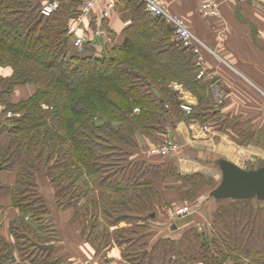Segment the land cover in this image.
Returning <instances> with one entry per match:
<instances>
[{
    "label": "trees",
    "instance_id": "1",
    "mask_svg": "<svg viewBox=\"0 0 264 264\" xmlns=\"http://www.w3.org/2000/svg\"><path fill=\"white\" fill-rule=\"evenodd\" d=\"M57 1L46 17L47 0H0V115H20L0 130V174L16 175L12 185L0 179V198L9 196L20 212L10 223L14 241L0 237V264L17 258L67 264L57 257L62 235L55 214L71 211L74 221L83 220L81 236L96 256L117 245L129 264H264V202L215 200L210 193L219 183L181 174L173 160H165L175 153L140 154V136L155 149L168 128L182 122L211 125L242 146L264 147V135L223 115L213 82L205 80L207 73L198 77L194 47L178 41L168 21L151 17L143 1L122 0L103 20L107 31L114 12L130 23L125 40L105 53H92L90 45L79 52L68 35L69 20L85 0ZM98 21L92 17L90 29ZM172 83L197 99L190 113ZM24 85L35 92L14 101ZM207 186L212 226L198 232L195 215L188 216L170 225L184 229L179 238L152 244L151 223L161 210L178 200L189 203ZM47 244L55 249L44 250Z\"/></svg>",
    "mask_w": 264,
    "mask_h": 264
},
{
    "label": "crops",
    "instance_id": "2",
    "mask_svg": "<svg viewBox=\"0 0 264 264\" xmlns=\"http://www.w3.org/2000/svg\"><path fill=\"white\" fill-rule=\"evenodd\" d=\"M161 1L169 14L186 21L194 36L193 47L198 55L199 66L204 73H207L205 80L213 82L210 90L214 102L223 115L238 121L244 130L263 136L264 0H214L219 5L221 17L205 16L202 13L201 0ZM91 17L100 19L101 10L93 11ZM129 24L121 19L119 12H114L108 25L106 37L101 38L98 45H92L91 52L103 51L105 53L107 48L121 44L125 40L124 30ZM2 73L7 75L10 71L4 70ZM29 88L30 85L18 87L13 95V100L19 101L30 97L35 92V87L32 92L29 91ZM175 92L177 98L179 97L183 103L197 106L198 101L191 94L182 96L179 90H175ZM206 126L190 122L189 124L177 123L171 128V134L182 147L181 151H175L174 155L165 158V160H173L181 174L199 173L211 178L214 183H220L221 172L218 166L212 164L215 160L225 158L247 170H253L252 166L264 162V147H257L253 144L239 145L231 139L230 135L218 131L214 127L209 132H204L203 128ZM190 137L195 140L191 139L188 142L187 139L189 140ZM143 154L146 155L145 152ZM15 177V172L12 171L0 174V179L10 185L14 184ZM46 192L51 196L52 193L47 188ZM198 201L199 205L196 207L195 214L188 216L195 215L194 219L198 221V219L201 220V216L209 215L206 216L209 219L213 204H210L208 198ZM203 201L205 204L202 203ZM209 208L210 212H207ZM19 215L20 212L12 207L9 196L0 198V237L5 238L8 242L14 241L10 234V223ZM188 216L181 219L188 218ZM55 217L58 219V228L62 235L61 241L56 246L57 257L64 258L67 264H129L123 260L119 249H112L107 258L95 260L94 255L91 256L89 253H87V257H84V254L81 255L78 249L83 251L86 247L91 250L90 244L87 242L81 244L82 242L77 237L70 238L69 232L73 226L67 222L69 213L59 212L55 214ZM152 228V232L156 231V235L152 234V244L157 241L156 237L159 236L157 234L168 232L165 226L158 222L152 223ZM169 231H172L171 228ZM173 232L176 233L175 238H179L182 234L181 228ZM63 239L64 241H62ZM65 240L68 241L64 245ZM72 244L77 247L76 255L73 253ZM14 264L24 263L17 258Z\"/></svg>",
    "mask_w": 264,
    "mask_h": 264
},
{
    "label": "built area",
    "instance_id": "3",
    "mask_svg": "<svg viewBox=\"0 0 264 264\" xmlns=\"http://www.w3.org/2000/svg\"><path fill=\"white\" fill-rule=\"evenodd\" d=\"M122 0H85L76 16L71 18L68 23V35L71 36L72 43L76 49L83 52L86 45L94 44V42L99 41L101 38H105L107 30L103 27V20L110 17L111 13L116 9L118 2ZM143 1L145 5L146 12L151 17L163 18L170 23L175 29L176 39L183 43L184 46H193L194 36L190 32L187 23L184 19L171 15L167 12L165 5L161 0H140ZM57 0H47L44 5L42 13L49 16L52 14L59 6ZM202 10L205 16L208 17H221V12L218 3L214 0H201ZM100 9L101 17L92 30L89 27V22L91 21V16L93 11ZM204 72L201 70L198 77L204 76ZM181 107L186 112L190 113L192 111V106L183 103ZM20 117L19 114L8 112L4 117L0 116V127L3 126L2 120H10L12 118ZM213 127L206 126L205 130H212ZM178 150L177 143L172 139L168 138L162 150L153 151V153H169ZM192 211L189 208L178 209L171 213L173 222L181 219L185 216L191 215ZM211 225V224H210Z\"/></svg>",
    "mask_w": 264,
    "mask_h": 264
},
{
    "label": "rangeland",
    "instance_id": "4",
    "mask_svg": "<svg viewBox=\"0 0 264 264\" xmlns=\"http://www.w3.org/2000/svg\"><path fill=\"white\" fill-rule=\"evenodd\" d=\"M71 42H72V39H71ZM94 44L95 45H98V41H96V42H94ZM93 44V45H94ZM90 45V47H93L92 46V44H89ZM87 46V45H86ZM73 49H74V52H78L74 47H73ZM79 52H81V51H79ZM24 86H27V85H24ZM23 87V86H22ZM170 87H171V89H173L174 91L175 90H179L180 91V93H182L181 95L182 96H189V94H191L188 90H186L182 85H180V84H178V83H172L171 85H170ZM30 90V92H32V91H34V87L32 86V85H30V88H29ZM30 92H28V93H30ZM191 96H192V94H191ZM194 97V96H193ZM195 98V97H194ZM178 99H179V97H178ZM217 105V104H216ZM217 107H218V105H217ZM182 108V107H181ZM139 111V109H135V112H138ZM186 112V111H185ZM187 114H188V112H186ZM2 123H3V126H6L7 124H9V120L7 119V120H2ZM190 122H182V123H180V124H189ZM2 126V127H3ZM201 126V125H200ZM2 127H0V130H2L3 128ZM187 127V126H186ZM171 128H168V130H167V136L166 137H162L163 139H164V143H163V145L162 146H158V145H156V148L155 149H152V147L150 148H148V145H147V142H146V140L142 137V136H140V154L142 155L144 152L146 153V155H148V156H150V157H154V158H160V157H162L163 155H168V154H171V153H174V152H169V153H153V151H157V150H162V148H163V146H164V144H165V141L168 139V138H172L176 143H177V145H178V150H180V148L182 147L181 146V144L178 142V141H176L175 140V137L171 134ZM203 131L205 132V131H207V130H205V128H203ZM209 132V131H208ZM191 139L192 140H195V139H193V138H189V140L187 139V141L188 142H190L191 141ZM206 149H208V147H205ZM204 148V149H205ZM177 151V150H176ZM256 158H259V157H256ZM215 160V159H214ZM212 164L213 165H216V166H218L217 165V160H215V162L213 163L212 162ZM159 189L161 190V191H163V192H165L166 191V189H163V187H159ZM212 188L210 187V186H207V187H204V189L202 190L203 192V194H201L200 196H198L197 198H195L194 200H191L189 203H182V201L180 202L179 200H178V202L176 203V204H174V206L173 207H167V208H165V210L162 212V210H161V213H159L158 214V216H157V218L155 219V220H153L152 221V223H156V222H158V223H160V224H162V226H165V228H166V230L168 231L167 233H160V234H157V236L158 237H156V238H161V237H168V236H171V237H173V238H175V232H173V231H169L170 230V225H172V224H174L175 222H173V220H172V217L170 216L171 215V213L172 212H174V211H176V210H178V209H182V208H189L191 211H192V214H195V212H196V207L199 205V199H205V198H208V196H207V194H208V192L211 190ZM166 195H168V194H166ZM202 203H204L205 204V202L203 201ZM201 203V204H202ZM203 206V205H202ZM205 213H206V211H204ZM207 212H210V208H209V210L207 211ZM69 213V218H68V220H67V222H69L68 224H70L71 226H73V227H71L72 229H71V231L69 232V234H70V238H72V237H77L81 242V244H84V242H85V240L83 239V237L81 236V231H82V229H83V226H84V223H83V220L80 218V219H77V220H75L74 221V218H73V215H74V212L73 211H71V212H68ZM71 214V215H70ZM206 216H209V215H205V216H201L200 218H201V220L200 219H198V223H200L199 225H198V223H197V225H196V228H197V230H198V232H201V233H203L204 231H205V229H206V227H211L212 226V224H211V220H209V219H207L208 217H206ZM167 217H168V219H167ZM55 219H57V217H55ZM152 223H151V227H152ZM211 224V225H210ZM153 229V228H152ZM183 231V229L181 228V232ZM183 233V232H182ZM152 234H155L156 235V231L155 232H152ZM73 239V238H72ZM62 241H64V239L62 240ZM67 241L68 240H65V242H64V245H65V243H67ZM72 246H73V248H74V255H76L75 253H76V251H77V247H76V245H74V244H72ZM103 247V246H102ZM90 249L91 250H89L88 248H84V250L82 251L81 249H78L80 252H81V255H83L84 257H87V253H89V254H91V256H93L94 255V259L96 260L97 258H104V257H108L109 255H110V253L112 252V249H119L120 251L122 250V249H120L117 245H114L113 246V248L112 249H110V250H107V251H103L102 250V252L99 254L100 256H96V251L97 250H95V249H93L92 247H91V245H90ZM91 251H92V253H91ZM122 256V255H121ZM124 260V259H123ZM125 261V260H124ZM126 262V261H125ZM228 264H233V262H229Z\"/></svg>",
    "mask_w": 264,
    "mask_h": 264
},
{
    "label": "water",
    "instance_id": "5",
    "mask_svg": "<svg viewBox=\"0 0 264 264\" xmlns=\"http://www.w3.org/2000/svg\"><path fill=\"white\" fill-rule=\"evenodd\" d=\"M177 96V94H176ZM180 104L182 101L178 100ZM221 172L219 185L210 193L215 200H252L264 202V166L247 170L230 160L221 158L217 161ZM176 226H174V229ZM44 250L53 251L55 245H43Z\"/></svg>",
    "mask_w": 264,
    "mask_h": 264
}]
</instances>
